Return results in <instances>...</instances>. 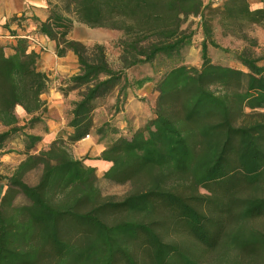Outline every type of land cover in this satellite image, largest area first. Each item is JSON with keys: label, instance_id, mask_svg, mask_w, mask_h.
Here are the masks:
<instances>
[{"label": "trees", "instance_id": "1", "mask_svg": "<svg viewBox=\"0 0 264 264\" xmlns=\"http://www.w3.org/2000/svg\"><path fill=\"white\" fill-rule=\"evenodd\" d=\"M129 1L48 0L49 17L40 22V32L56 41L59 56L73 51L80 64L70 86L61 87L66 95L78 90L69 110L74 132L39 153L30 150L41 136L24 133L26 159L10 175L0 173V264H264L263 193L235 196L230 224L210 256L198 244L209 226L208 196L201 187L217 191L234 171L253 174L262 165L264 111L257 109L264 106V65L254 50L259 42L247 28H264V8L252 9L250 0L218 6L204 0H141L128 7ZM76 13L92 26L96 21L122 32L118 67L105 44L71 38ZM190 17H200L202 64L171 67L155 86L154 118L103 151L99 159L112 163L105 179L131 184L122 198L105 195L96 167L86 164L88 157H75L69 144L91 134L97 100L116 88L120 109L133 87L131 68L160 56L178 61L195 33L184 28ZM18 19L24 16L11 21ZM214 20L250 43L237 57L248 71L213 62L209 47H220ZM13 36L15 45L0 43V155L12 136L42 121V95L52 84L28 38L16 31ZM149 79L134 83L140 88ZM18 106L32 115L25 125ZM105 126L109 123L96 129L101 139L108 137ZM37 168L39 181L29 184L25 176ZM175 230L194 241L170 239L167 234Z\"/></svg>", "mask_w": 264, "mask_h": 264}, {"label": "crops", "instance_id": "2", "mask_svg": "<svg viewBox=\"0 0 264 264\" xmlns=\"http://www.w3.org/2000/svg\"><path fill=\"white\" fill-rule=\"evenodd\" d=\"M210 1L213 2L214 6H218L225 0ZM250 4L252 9L264 8V3L260 0H250ZM14 16L19 18L24 16V20L18 19L21 21L15 24V21H11ZM34 17H37L38 20L34 19ZM48 17L49 6L47 0H0V32L6 30L4 24L9 21L12 22L9 27L16 28L18 36H30L33 38L34 41L28 39L29 49L40 54L38 67L48 73L52 80L50 89L42 95V99L46 102V111L43 114L42 121L32 127L27 126L23 132L15 134L16 138L10 140L9 146L0 155V173L4 175H10L27 157L26 136L24 133L41 136V140L30 150L31 153H39L41 150L48 149L54 141L61 137L62 133L69 135L74 132V128L69 126V110L72 107L71 102L78 99L77 93L72 91L66 95L61 87H66L67 84H63V79H68L77 73L80 64L77 55L73 51H69L65 56H59L56 52V41L40 32V22L47 20ZM75 18L74 28L70 34L73 39L89 44L96 42L108 43L122 35L120 30L99 26V22L96 21L94 23L97 25L92 26L91 23L93 22L84 20L81 13H76ZM254 27L260 33V35H256L259 39L255 38L262 45L264 38L261 35L264 28ZM16 42L17 38L13 35H0V43L5 46H8V44L15 45ZM238 63L242 70L248 71L240 61ZM260 64L264 65L262 62ZM153 86H156L155 81L149 79L144 86L137 89L142 92L143 100H139L136 97V89L128 88L127 97L118 110L116 109V104L120 90L119 88L114 89L106 100H97L100 115L104 117V120L112 121L119 129V134L127 135V133L143 128L155 116V103L151 99L153 94L156 93ZM102 100L108 101V104H114V108H107L104 104L105 101ZM16 114L20 119L21 125H25L32 118V115H29L22 106L16 108ZM108 142V138L101 139L96 133V135H90L89 138H84L75 143L73 151L77 158H85L89 154L90 158H87L86 164L96 167L98 171L100 169V174L104 175L110 169L112 163L99 159V157L107 149ZM5 190L6 185H4L3 193Z\"/></svg>", "mask_w": 264, "mask_h": 264}, {"label": "rangeland", "instance_id": "3", "mask_svg": "<svg viewBox=\"0 0 264 264\" xmlns=\"http://www.w3.org/2000/svg\"><path fill=\"white\" fill-rule=\"evenodd\" d=\"M52 2H55L57 0H51ZM136 1L141 0H130L128 2V7H133ZM206 3H210V0H204ZM48 3V0H47ZM49 6V3H48ZM131 10V9H128ZM200 17H190L188 21L185 23L184 28H188L191 31H195L192 41L184 46L182 48L181 54L178 59V61H175L174 59H170L166 56H160L152 63H146V64H140L133 68H131L128 71L130 80L133 85V89H138L137 83H134L135 81H142V79H145L147 77L153 78L155 81V85L161 80V78L164 76V74L175 64L183 63L190 66H196L200 67L202 64V52H201V43L203 39L202 30L197 26V23L199 22ZM13 22V21H12ZM12 22H6L4 24V27L6 30L4 32H0V35H6L10 36L13 35V31H16V28H10L9 26L12 24ZM19 21L16 20L15 24H18ZM214 38L217 40L220 47H213L210 46L209 52L212 57L213 62L215 63H221L223 65L232 66L238 69H241L238 65L237 57L238 54L245 48H251L250 43L247 41H243V39L228 34L225 32L224 28L222 27V24L218 20H214ZM247 32L251 37H257L256 35H260L259 31L253 27L251 29L247 28ZM122 36V35H121ZM120 36V37H121ZM119 37V38H120ZM262 38H264V31H262ZM115 39L113 41H110L108 43H103L106 45L109 55V60L115 67H118L119 65V56H120V49L116 46L117 41L119 40ZM259 39V38H258ZM84 42V41H83ZM86 43V42H84ZM97 43V42H96ZM87 45H93L86 43ZM9 45V44H8ZM256 56L261 59V62L264 63V43L262 45L259 44V46L254 47ZM260 62V63H261ZM70 78V77H69ZM68 79H63V84H67L66 87L68 88L70 86V82ZM63 87V86H62ZM154 87V86H153ZM156 90V87H154ZM77 93L78 98V90H73ZM72 92L69 91V93ZM68 93V94H69ZM154 93V91H153ZM137 98L139 100H143L142 98V92L137 90L136 94ZM158 97V92L153 94L151 99H153L155 105L156 100ZM106 100V98H105ZM102 100V101H105ZM108 101H105L104 104L108 108L113 107L114 104H108ZM103 104V106H104ZM123 104V103H122ZM121 104V105H122ZM257 110L264 111V106L262 108H258ZM247 111H252L250 107L247 108ZM93 114V120H94V130L91 132L90 135H96V129L100 128L104 123L108 122L109 126H105V130H107V138H108V147L111 145L112 141L118 138L120 135L124 134H114L111 133L112 129H116L119 132V129L114 125L112 121L104 120V117L100 115V109L98 108V104L96 105V108L94 110ZM125 122V121H124ZM121 130V129H120ZM127 133V136H131L132 133ZM65 140L68 139V134L62 135ZM16 136H12L10 140H14ZM87 138V137H86ZM10 141L8 142L7 147L9 146ZM75 144H69V147L73 153V155L76 157L73 151V146ZM85 157L90 158V155H86ZM97 174L100 177L99 185L101 187L102 192L105 195L110 196H116L118 198L124 197L130 190H131V184L130 183H115L111 182L107 179H105L104 175L100 174L97 170ZM41 175V168L34 169L28 173L26 176V180L30 184H36L39 181ZM101 175V176H100ZM201 192L208 196V202L205 206V213L207 214L209 218V226L206 232V235L204 239L198 244L200 245L202 251L206 256H210L215 248L218 245V242L223 234V232L226 230V228L230 224L231 216L234 210V198L237 195L242 194H250V193H263L264 194V157L262 160V165L260 169L253 174H244L241 171L237 170L234 171L231 175H229L226 180L224 181L223 185L217 190L212 191L206 186L201 187ZM167 236L170 237V239L179 240V239H185L186 242H193L194 239L186 235V233L182 230H175L171 234H167Z\"/></svg>", "mask_w": 264, "mask_h": 264}, {"label": "built area", "instance_id": "4", "mask_svg": "<svg viewBox=\"0 0 264 264\" xmlns=\"http://www.w3.org/2000/svg\"><path fill=\"white\" fill-rule=\"evenodd\" d=\"M30 41H34V39L33 38H31L30 36H26ZM90 137V135H88L87 136V138H89Z\"/></svg>", "mask_w": 264, "mask_h": 264}]
</instances>
